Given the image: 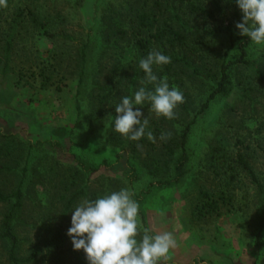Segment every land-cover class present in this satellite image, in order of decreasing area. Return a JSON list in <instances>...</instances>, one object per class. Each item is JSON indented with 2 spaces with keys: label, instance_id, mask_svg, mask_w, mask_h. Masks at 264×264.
I'll return each instance as SVG.
<instances>
[{
  "label": "rangeland",
  "instance_id": "rangeland-1",
  "mask_svg": "<svg viewBox=\"0 0 264 264\" xmlns=\"http://www.w3.org/2000/svg\"><path fill=\"white\" fill-rule=\"evenodd\" d=\"M132 3V0H7V7H0V56L3 54L2 34L8 31L19 9L35 11L45 30L55 36L50 39L44 35V30L35 31L25 22L21 30L23 36L15 42L13 72L0 75V164L13 169L0 172V190L4 194L11 192L17 176L27 169L23 222L21 220L17 227L22 258L28 257L37 246L42 253L33 264H78L79 259L87 258L83 250H74L70 237L58 252L51 246L46 248L51 239L49 232L63 225L68 233L71 227L72 214L65 220L60 196L70 184L78 186L82 182L88 183L89 196L97 198L122 188L132 191L133 199L140 205L141 227L148 228L150 235L170 232L176 240L177 246L171 250V259L166 264H264V254L258 256L254 251V239L259 230L258 187L238 162L239 156L246 159L257 182L264 186V45L250 42L247 47L250 62L236 63L230 70L231 93L211 102L204 113L199 111L216 78L204 76L199 82L187 81L185 90H180L188 94L187 110H177L175 126L167 129L175 138L183 126L196 119L186 144L185 176L179 186L160 187L140 162L131 159L129 150L121 152L109 145L111 115L104 127L93 132L88 128L90 94L103 93L104 77L116 59L121 69V63L129 62L133 56L123 44L118 47L103 44L101 20L112 12L125 13ZM200 6L211 9L205 0ZM168 15L165 13V17ZM208 16L199 14L194 21L201 29L214 30L209 31L212 34L208 39L215 42L216 58L209 54L207 66L213 76L219 78L224 63L221 57L229 47V40L225 35H221L220 40L214 39V32L222 23L219 16L215 19ZM242 17L238 6L232 5L228 19L237 45L229 52L227 61L240 57L239 47L244 36L239 35L236 24L242 22ZM86 43L90 44L93 59L85 114L79 124L75 109L76 73L79 50ZM56 60L61 62V77L63 73L66 75L63 91L56 92V86L43 90L41 78H33L29 68L39 61L41 65H48ZM108 62L107 71L102 77L97 76L98 65ZM34 70L39 73L38 68ZM21 74L26 76L19 83ZM140 87L121 90L118 98H134ZM170 146L175 150L172 144ZM211 147L224 150L220 164L215 161L218 166H212L210 161ZM7 152L14 155L12 159ZM180 154L181 150L176 149L175 157L167 158L171 172H162L157 179H168L172 175ZM130 165L135 167L136 173H131ZM77 171H82L79 176ZM200 190L210 191L220 198L226 195L220 215L204 221L194 219L193 210ZM7 210L8 206L0 203V229ZM49 223L53 225L51 228ZM41 224L46 226L45 232L39 230ZM0 264H11L1 243Z\"/></svg>",
  "mask_w": 264,
  "mask_h": 264
},
{
  "label": "trees",
  "instance_id": "trees-1",
  "mask_svg": "<svg viewBox=\"0 0 264 264\" xmlns=\"http://www.w3.org/2000/svg\"><path fill=\"white\" fill-rule=\"evenodd\" d=\"M134 3L130 4L125 13H110L103 17L102 21V42L107 47L123 44L129 51L133 52L132 59L129 62L121 63L115 60L113 65L108 69L109 63H102L99 66L97 76L102 75L107 71L104 77L105 88H101L103 93L97 95L90 94V120L88 128L91 132L96 128L104 127L109 116L110 127L108 129V142L112 147L119 149L121 152L128 151L131 154V159L136 160L145 168L147 174L156 179L157 186L170 187L179 186L185 176L184 165L188 161L186 144L188 142L189 133L196 122V119L188 122L183 126V130L175 138L171 137L167 140H161V133H171L168 127H174L178 120L179 114L177 110H187L188 94L184 93V103L178 105L175 109L176 118L168 120L164 117L157 118L155 113L151 111L149 102H145L141 109L143 113L142 118L148 117L149 129L154 137L155 143L149 141L145 135L139 141H131L126 139L121 134L114 130L115 121V102H119V93L121 90L129 91L138 86H145L141 81L145 77V73L139 67V61L153 50H158L171 58V62L167 65L157 66L153 65V72L158 78L167 77L169 87H177L179 90H185L186 82H199L204 76L216 78V82L209 87V95L206 102L202 105L200 114L204 113L211 102L219 97H226L231 93L232 83L230 79V70L236 63L250 62L247 59V47L251 40L243 37L240 45V57L236 61H227L229 52L236 48L237 42L232 23L228 19L229 9L232 5L238 6L236 0H205L211 6V9H203L200 3L196 4L192 0H132ZM239 8V7H238ZM168 13V17H165ZM199 14H208L209 18L220 17L222 25L215 30L213 35L215 40H220L221 35H225L229 40V47L221 59L224 63L221 65L218 75L212 74L211 69L208 68L209 54L216 53L215 42L210 38L214 31L209 27L201 29L194 21V18ZM13 23L9 25L8 31L3 32V54L0 56V75L7 76L13 72L12 56L15 50V42L18 38L23 36L21 30L24 29L23 24L28 21L34 27V30H44V35L50 39H54L53 33H50L46 26L42 23L40 17L35 11L28 8L19 9L12 18ZM205 21L207 19L205 18ZM29 31V30H28ZM92 50L90 44L86 43L79 50L78 62L79 70L78 84L76 89L75 109L77 112V122L80 124L81 118L85 114V104L87 101V88L90 78V68L92 63ZM216 58V55L214 57ZM36 60V59H35ZM113 59H110L112 61ZM250 64V63H249ZM39 70V73L34 69ZM61 62L56 60L55 63L42 65L33 63L29 68L33 78L39 76L41 78V87L43 90L56 86V92L63 91L65 73L61 77ZM262 80V74L258 72ZM26 74H21L19 83H21ZM214 80V79H213ZM26 84H28L26 82ZM149 90H154L152 85H147ZM120 103V102H119ZM118 103V104H119ZM110 106V110L108 109ZM135 110V109H134ZM113 112V113H112ZM112 120V122H111ZM174 132V131H173ZM157 142L159 144H157ZM142 145V148H137V145ZM172 144L175 150L170 146ZM157 145H161L158 147ZM145 158H143L144 150ZM176 149L181 150L180 156L177 158L174 171L168 179H157L158 176L164 172L169 174L172 167L167 162V158H174ZM224 152L221 148H210V161L212 166H218L221 161V154ZM7 156L10 153L7 152ZM11 154L10 159L13 158ZM224 156V155H223ZM14 161V160H13ZM219 161V163H215ZM239 164L248 171L252 178L256 181L258 187V194L260 198V214H259V230L254 239V251L259 256L264 254V186L259 184L256 177L250 168L246 159L242 156L238 157ZM26 170L22 171L21 176H17V182L11 192L4 194L0 190V203L8 206V210L3 217L0 229V243L4 245L11 264H33L35 260L42 253V249L37 246L34 251L26 258L21 256V240L17 233L18 224L21 223L24 202H25V174ZM95 171L94 169H91ZM131 173L135 172V167L130 165ZM13 171L12 167L0 164V172ZM98 171V169H96ZM82 171H77L79 176ZM218 174V173H217ZM90 187L88 183L80 182V185L75 183L70 184V187L65 189V193L60 196L63 207V217L68 220L69 215L72 214L75 207L82 199L96 200L97 197L89 196ZM226 195L216 197L214 193L207 190H200L198 201L194 206L193 217L196 221H204L213 215H220L221 204L226 203ZM52 223H49L51 228ZM43 227V228H42ZM45 225L41 224L38 228L45 232ZM63 225L59 226L57 230L49 232L48 237L51 239L46 243V248L51 246L54 252L61 250L67 243V232ZM47 233V232H46ZM40 236V235H39ZM41 237V236H40ZM40 243V242H39ZM78 264H88L87 258L79 259Z\"/></svg>",
  "mask_w": 264,
  "mask_h": 264
},
{
  "label": "clouds",
  "instance_id": "clouds-1",
  "mask_svg": "<svg viewBox=\"0 0 264 264\" xmlns=\"http://www.w3.org/2000/svg\"><path fill=\"white\" fill-rule=\"evenodd\" d=\"M243 17L236 24L239 35L247 37L255 45H264V0H236ZM0 7H7V0H0ZM171 58L158 50L151 51L139 61L145 73L134 98L123 96L115 107L114 130L126 139L139 141L145 135L155 143L149 129L148 117L142 118L145 102L157 118H176L175 109L184 103L183 93L177 87H169L167 77L158 78L153 65L162 66ZM152 85L154 90H149ZM135 109V110H134ZM171 133H161L167 140ZM142 148V145H137ZM127 188L104 195L96 200H82L72 212L71 227L67 235L75 251L83 250L88 264H166L170 252L176 248L172 233L150 235L141 227L140 205Z\"/></svg>",
  "mask_w": 264,
  "mask_h": 264
}]
</instances>
